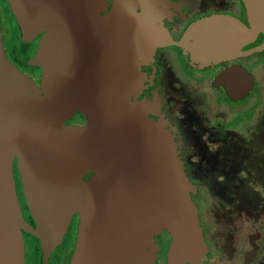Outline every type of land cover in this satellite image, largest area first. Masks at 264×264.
Returning a JSON list of instances; mask_svg holds the SVG:
<instances>
[{"label":"water","instance_id":"95a60500","mask_svg":"<svg viewBox=\"0 0 264 264\" xmlns=\"http://www.w3.org/2000/svg\"><path fill=\"white\" fill-rule=\"evenodd\" d=\"M6 1L21 41L40 36L29 65L41 76L35 83L11 63L0 18V264H26L24 232L47 264L74 216L69 264L252 263L255 231L241 228L226 250L213 237L210 198L187 173L158 87L155 53L172 43L164 2ZM242 2L251 30L211 16L175 43L192 67L208 69L244 34L264 33V0Z\"/></svg>","mask_w":264,"mask_h":264},{"label":"flooded vegetation","instance_id":"af4514ba","mask_svg":"<svg viewBox=\"0 0 264 264\" xmlns=\"http://www.w3.org/2000/svg\"><path fill=\"white\" fill-rule=\"evenodd\" d=\"M107 1L111 6L114 0ZM162 2L164 12L169 14L164 24L172 43L155 53L156 78L183 144L181 155L187 173L210 198L208 212L214 222L213 237L217 244L223 250L231 249L240 229L248 227L255 231L257 239L255 259L250 264H264V33L244 34L224 61L208 69H197L188 63L175 43L191 25L211 16L226 17L236 31L251 30L244 3L242 0ZM0 18L3 47L9 60L38 83L41 70L30 66L29 61L40 36L21 41L6 0H0ZM248 83L243 97L232 98L235 88L246 87ZM74 118L84 122L79 114ZM14 175L23 217L35 227L19 194L15 164ZM229 193L239 194L233 199L228 197ZM236 200L239 202L235 203ZM76 230L77 216H74L47 264H69ZM27 235L24 232V240ZM31 253L25 242L26 264H34Z\"/></svg>","mask_w":264,"mask_h":264},{"label":"trees","instance_id":"16d2710c","mask_svg":"<svg viewBox=\"0 0 264 264\" xmlns=\"http://www.w3.org/2000/svg\"><path fill=\"white\" fill-rule=\"evenodd\" d=\"M17 179H18V177H17ZM18 184H19L18 185V187H19V194L21 196V200L23 202V205L26 208L25 201H24V198H23L22 193H21L20 183L18 182ZM26 237L31 238L35 242V244L29 246V248H30V250L32 252L31 253L32 254V257H33L32 262L34 264H41V261H40L41 251H40V246H39L38 240L35 239L34 237H31L30 235H27Z\"/></svg>","mask_w":264,"mask_h":264},{"label":"rangeland","instance_id":"374dc122","mask_svg":"<svg viewBox=\"0 0 264 264\" xmlns=\"http://www.w3.org/2000/svg\"><path fill=\"white\" fill-rule=\"evenodd\" d=\"M237 194H239V193H229V195H228V197L229 198H233V199H236V197H237ZM235 203L237 202H239L238 200H236V201H234ZM220 238H222V237H220ZM25 242H26V244L27 245H33V244H35V242L31 239V238H25Z\"/></svg>","mask_w":264,"mask_h":264}]
</instances>
